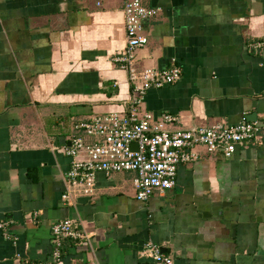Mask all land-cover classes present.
I'll return each instance as SVG.
<instances>
[{
  "label": "crops",
  "instance_id": "0c3cea01",
  "mask_svg": "<svg viewBox=\"0 0 264 264\" xmlns=\"http://www.w3.org/2000/svg\"><path fill=\"white\" fill-rule=\"evenodd\" d=\"M125 1L0 0V224L11 221L0 264L49 258L64 219L86 234L64 242V264H158L148 242L173 264H264V144L231 158L198 147L175 186L146 201L133 172H97L91 194L67 180L74 123L125 113L134 95L115 59ZM144 1L158 13L136 67L183 73L150 88L141 109L177 114V128L264 122V0Z\"/></svg>",
  "mask_w": 264,
  "mask_h": 264
},
{
  "label": "built area",
  "instance_id": "2783aa9c",
  "mask_svg": "<svg viewBox=\"0 0 264 264\" xmlns=\"http://www.w3.org/2000/svg\"><path fill=\"white\" fill-rule=\"evenodd\" d=\"M126 44L115 58L127 71L134 95L125 113L109 112L74 123L73 134L65 152L71 158L66 178L73 187L85 193L94 192L96 173L133 172L136 197L146 201L156 192H165L176 184L178 167L197 159V148L231 158L246 142L264 144V122L243 118L227 124L215 120L207 124H193L177 128V114L154 113L142 110L143 98L152 87H163L178 82L182 68L174 65L165 69L136 67L137 50L148 43L145 23L158 13L144 0H126L124 4ZM256 45H261L257 42ZM70 199V192L63 194ZM11 221L1 222L8 231ZM84 239L86 234L76 230L71 219L56 222L52 227L53 249L49 258L33 260L18 258L17 264H64L63 245L67 239ZM143 251L158 264H173L159 245L148 242Z\"/></svg>",
  "mask_w": 264,
  "mask_h": 264
},
{
  "label": "water",
  "instance_id": "95a60500",
  "mask_svg": "<svg viewBox=\"0 0 264 264\" xmlns=\"http://www.w3.org/2000/svg\"><path fill=\"white\" fill-rule=\"evenodd\" d=\"M247 120L254 121L257 120V115L256 114H250L246 116Z\"/></svg>",
  "mask_w": 264,
  "mask_h": 264
},
{
  "label": "trees",
  "instance_id": "16d2710c",
  "mask_svg": "<svg viewBox=\"0 0 264 264\" xmlns=\"http://www.w3.org/2000/svg\"><path fill=\"white\" fill-rule=\"evenodd\" d=\"M246 143H247V142H246ZM249 143L256 144V143H254V142H252V141H250Z\"/></svg>",
  "mask_w": 264,
  "mask_h": 264
}]
</instances>
